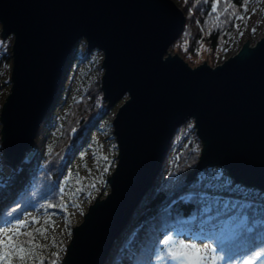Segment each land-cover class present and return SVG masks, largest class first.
<instances>
[{
    "label": "water",
    "instance_id": "1",
    "mask_svg": "<svg viewBox=\"0 0 264 264\" xmlns=\"http://www.w3.org/2000/svg\"><path fill=\"white\" fill-rule=\"evenodd\" d=\"M184 22L173 0H0V36L13 38L0 109L7 165L33 148L77 41L102 52L107 107L121 101L111 121L117 155L109 192L72 227L60 264H105L188 119L201 143L189 180L220 167L264 193V35L214 66L191 67L168 52Z\"/></svg>",
    "mask_w": 264,
    "mask_h": 264
},
{
    "label": "trees",
    "instance_id": "2",
    "mask_svg": "<svg viewBox=\"0 0 264 264\" xmlns=\"http://www.w3.org/2000/svg\"><path fill=\"white\" fill-rule=\"evenodd\" d=\"M227 2L220 0L217 11L212 12L211 0H177L185 22L168 52L179 55L191 67L198 65L196 59L202 55L211 66L225 60L227 44L239 34V20L228 19V13L223 11ZM231 3L244 16L243 0H231ZM217 16L219 21L226 22L220 24ZM12 40L11 36L6 39L0 36V91L10 85L4 75L12 63ZM77 53L75 48L71 52L56 98L37 135L60 101L64 75ZM88 53L87 50L75 62L83 60ZM101 71L99 68L95 80L71 101L49 146L44 145V135L38 138L36 135L33 148L12 167L3 159L0 141V226L19 218L28 209L62 210V207H49L63 204L62 177L79 149L88 144L98 123L113 116L102 97ZM2 103L0 96V109ZM200 149L201 143L191 125L182 124L175 130L156 179L114 241L105 264H166L167 260L157 259L164 247L158 241L174 230L188 231L195 226H202L201 238L211 247L223 243L234 264H241V258L251 250L264 247V193L235 183L220 167L205 168L189 180L188 174L197 163ZM67 242L64 241L63 248ZM57 258L52 253L42 257L39 264H52ZM253 261L258 264L255 257Z\"/></svg>",
    "mask_w": 264,
    "mask_h": 264
},
{
    "label": "rangeland",
    "instance_id": "3",
    "mask_svg": "<svg viewBox=\"0 0 264 264\" xmlns=\"http://www.w3.org/2000/svg\"><path fill=\"white\" fill-rule=\"evenodd\" d=\"M173 1L177 4V0ZM244 16L246 20L238 21V36L226 46L228 51L227 56L234 54L246 40L253 43L264 35V0H248V7ZM74 48L78 52V57H75V59H79L84 53H87L86 44L82 39L77 41ZM102 57L101 51L93 49L86 54L83 60L75 62L74 59L70 63L64 75L59 97L60 101L55 106L51 117L46 121L44 129L40 133L45 137V146H49L58 134L64 113L71 101L77 99L85 91L86 87L95 80L98 70L101 68ZM196 60H198L196 61L198 64H201L203 60L208 63L204 55L198 57ZM9 67L11 68V65ZM10 68L4 75L5 80H9ZM9 86L0 91V96L3 97V101L8 94ZM120 104L121 101L109 108L113 116ZM111 120L104 118L98 123V128L91 132L88 144L83 145L79 149L78 153L73 157L65 175L62 177L60 182V197L65 207H62L61 211L59 209L44 208L42 210L28 209L17 218L20 220H28L27 226L20 229L21 232H30L34 228H40L41 226L47 228V239L37 235L36 242L45 244L47 247L38 252L37 255L39 258L35 260L36 264L40 263L39 261L42 257H46L52 253H55L56 257H58L57 259H59L55 264H60L66 248V246L63 248V243L65 240L69 242L72 227L82 221L88 206L98 195L100 198H104L109 192L106 180L114 170L117 155V146L112 133ZM40 134L37 135V138ZM76 189H81V191H75ZM72 193L75 194L70 195ZM49 216L54 221V225L51 227L45 222ZM32 217H38V222L35 224L32 223ZM17 219H10L6 222L14 224ZM225 223L228 224V220ZM5 226H7L6 223L2 224L0 228ZM202 229V226H195L188 231L174 230L171 234L184 238L186 241L193 240L198 243H208L201 238ZM24 238L23 236L19 237V239ZM166 264H169V262L167 261Z\"/></svg>",
    "mask_w": 264,
    "mask_h": 264
},
{
    "label": "snow or ice",
    "instance_id": "4",
    "mask_svg": "<svg viewBox=\"0 0 264 264\" xmlns=\"http://www.w3.org/2000/svg\"><path fill=\"white\" fill-rule=\"evenodd\" d=\"M219 3L220 0H211L212 12L217 11ZM241 7L247 11L248 0H243ZM223 11L228 13V19L235 17L237 20H246L245 16L240 15L236 11L231 0H228ZM217 21L220 24L226 22L219 21V16H217ZM105 159L107 158L105 157ZM75 191H81V189H76ZM49 207H65V205H49ZM38 219V217H32V223H37ZM45 222L49 227L54 225V221H52L50 216L46 218ZM5 223L7 226L0 228V264H30V262L34 264L35 260L39 258L38 252L47 247L45 244L36 242L37 235L47 239V228L41 226L40 228H34L30 232H21L20 229L27 226L28 220L17 219L14 224ZM21 236L25 238L19 239ZM158 243L164 247L160 249L157 259L167 260L169 264H217V261L225 260L228 261V264H234V261L229 256V251L224 247L223 243L213 248L209 243H198L193 240L186 241L184 238L177 237L174 234L164 235V238L160 239ZM53 255L56 254L53 253ZM253 257L256 258L258 264H264V247L251 250L250 253L241 258V264H254ZM52 264H55V260H53Z\"/></svg>",
    "mask_w": 264,
    "mask_h": 264
},
{
    "label": "built area",
    "instance_id": "5",
    "mask_svg": "<svg viewBox=\"0 0 264 264\" xmlns=\"http://www.w3.org/2000/svg\"><path fill=\"white\" fill-rule=\"evenodd\" d=\"M262 36H263V35H262ZM262 36H261V37H262ZM261 37H259V38H261ZM259 38H258V39H259ZM258 39H257V40H258ZM254 42H255V41H254ZM254 42H253V43H254ZM184 124H186V125H191V126L193 127V121H192V119H188Z\"/></svg>",
    "mask_w": 264,
    "mask_h": 264
}]
</instances>
